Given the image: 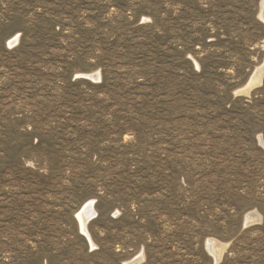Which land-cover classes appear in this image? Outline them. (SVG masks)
Here are the masks:
<instances>
[{
  "label": "rangeland",
  "instance_id": "374dc122",
  "mask_svg": "<svg viewBox=\"0 0 264 264\" xmlns=\"http://www.w3.org/2000/svg\"><path fill=\"white\" fill-rule=\"evenodd\" d=\"M262 3L0 0V264H264Z\"/></svg>",
  "mask_w": 264,
  "mask_h": 264
},
{
  "label": "bare ground",
  "instance_id": "6f19581e",
  "mask_svg": "<svg viewBox=\"0 0 264 264\" xmlns=\"http://www.w3.org/2000/svg\"><path fill=\"white\" fill-rule=\"evenodd\" d=\"M260 18L264 21V0H263V3H262V12L260 14ZM17 40H18V37L13 38L10 41V44L16 43ZM262 76H263V71L262 72H261V70L258 71L257 74L250 80L249 84L247 85V87L245 89H248L247 91L250 92L251 89L254 86H256L258 83L261 82ZM96 78L100 79L99 73H97ZM256 213H251V214L247 215V217H246V225L259 219V216ZM93 216H96V211H95V208H94V201H89L83 207V209L81 210V212L77 216L79 221H80L81 231H82V233L84 235H86L88 237L91 246H93V242L90 239L89 233L87 231V224L93 218ZM224 247H225V245H222V244H220L219 242H217L215 240H210L208 242V250L211 251V253L214 254V258L216 259L217 262H218V260H219V258L221 256V251L223 250ZM143 259H144V255H143V253H141L135 260H133V261L127 263V264H138Z\"/></svg>",
  "mask_w": 264,
  "mask_h": 264
},
{
  "label": "water",
  "instance_id": "95a60500",
  "mask_svg": "<svg viewBox=\"0 0 264 264\" xmlns=\"http://www.w3.org/2000/svg\"><path fill=\"white\" fill-rule=\"evenodd\" d=\"M93 218H94V216H93ZM93 218H92V219H93Z\"/></svg>",
  "mask_w": 264,
  "mask_h": 264
}]
</instances>
